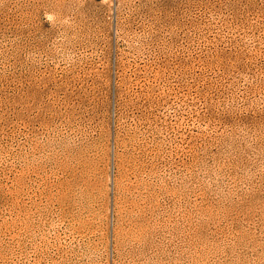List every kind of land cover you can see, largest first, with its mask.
<instances>
[{
    "label": "rangeland",
    "instance_id": "374dc122",
    "mask_svg": "<svg viewBox=\"0 0 264 264\" xmlns=\"http://www.w3.org/2000/svg\"><path fill=\"white\" fill-rule=\"evenodd\" d=\"M0 264H264V0H0Z\"/></svg>",
    "mask_w": 264,
    "mask_h": 264
}]
</instances>
